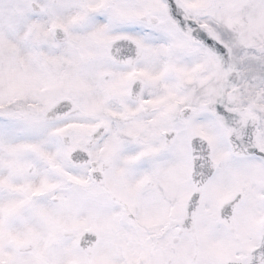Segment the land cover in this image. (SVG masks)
<instances>
[{
    "label": "snow or ice",
    "instance_id": "obj_1",
    "mask_svg": "<svg viewBox=\"0 0 264 264\" xmlns=\"http://www.w3.org/2000/svg\"><path fill=\"white\" fill-rule=\"evenodd\" d=\"M0 264H264V0H0Z\"/></svg>",
    "mask_w": 264,
    "mask_h": 264
}]
</instances>
